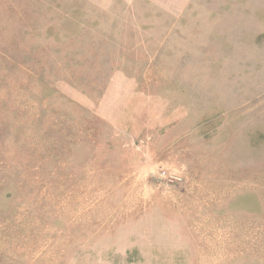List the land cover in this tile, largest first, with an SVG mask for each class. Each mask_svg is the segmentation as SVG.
I'll return each mask as SVG.
<instances>
[{
    "label": "rangeland",
    "instance_id": "rangeland-1",
    "mask_svg": "<svg viewBox=\"0 0 264 264\" xmlns=\"http://www.w3.org/2000/svg\"><path fill=\"white\" fill-rule=\"evenodd\" d=\"M0 264H264V0H0Z\"/></svg>",
    "mask_w": 264,
    "mask_h": 264
}]
</instances>
